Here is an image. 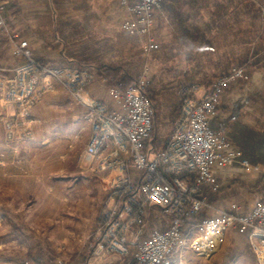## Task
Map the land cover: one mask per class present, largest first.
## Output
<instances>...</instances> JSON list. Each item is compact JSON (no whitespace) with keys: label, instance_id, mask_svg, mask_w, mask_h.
I'll return each mask as SVG.
<instances>
[{"label":"built area","instance_id":"2783aa9c","mask_svg":"<svg viewBox=\"0 0 264 264\" xmlns=\"http://www.w3.org/2000/svg\"><path fill=\"white\" fill-rule=\"evenodd\" d=\"M127 11L123 29L143 36L144 55L158 50L154 36L156 14L165 0H119ZM6 2L0 0V30L12 41L13 53L25 59L15 68L16 78L2 97L16 105V114L27 118L42 96L63 84L86 108L85 119L91 135L86 160L101 171L115 172L108 202L98 216V241L94 254H132L136 264H173L185 248L199 256H212L222 248L227 233L236 229L248 236L257 264H264V194L246 211L240 204L226 209L212 202L204 185L218 189L215 166L240 160L248 169H258L232 148L226 136L210 126V118L220 109L227 88L249 80L244 67H235L220 76L201 95L187 96L163 150L152 143L156 127L155 103L148 93L150 79L140 78L127 88L111 85V103L85 95L95 79L87 69L50 66L37 60L27 39L16 38L6 18ZM152 208L166 215L165 228L147 230ZM207 211L198 223L197 234L188 240L185 226ZM12 264H38L25 258ZM46 264H73L62 258Z\"/></svg>","mask_w":264,"mask_h":264},{"label":"crops","instance_id":"0c3cea01","mask_svg":"<svg viewBox=\"0 0 264 264\" xmlns=\"http://www.w3.org/2000/svg\"><path fill=\"white\" fill-rule=\"evenodd\" d=\"M52 1L7 0L5 15L16 38L27 39L34 57L40 62L50 66L87 69L93 72L96 77L86 86L84 94L111 103L109 93L111 85L105 77L101 76L98 68V64L103 61L102 48L96 44L89 46L83 41L87 37L84 25L88 15L84 13L76 15L71 12L58 15ZM231 3L232 0H165L164 7L158 11V14L164 16L171 35L176 37L178 33L171 22L172 16L181 15L189 18L203 28L206 22L214 17L216 6L220 4L229 6ZM236 3L241 4L240 0ZM242 3L244 4L245 1ZM254 4V18L244 16L241 19L244 21L254 19L256 44L261 42L264 52V0H254ZM13 5L16 9L12 11ZM24 5L30 6L31 12H26ZM174 11L179 13L174 14ZM8 12L11 14L8 15ZM232 15V9L229 8L222 12L218 19L229 22ZM243 27L242 33L239 30L232 34L229 29L222 27L220 30H212L207 35L224 37L238 34L240 37L241 34H245L246 27L245 25ZM87 45L89 50L86 48ZM222 45H228L227 52L232 50V45L228 43ZM24 62V58L14 55L12 41L0 30V86L8 88L16 78L15 68ZM1 92L0 87V146L2 147L0 161L6 166V177L14 182L18 195L22 198H34L31 203L27 201L29 206L27 205L26 208L38 209L39 207V211L54 212L63 207L71 214L75 212L80 214L87 210V197L91 195L95 198L94 206L99 205L102 201L99 190L88 194L84 188L87 171L92 168L84 152H80L91 135V126L85 119L86 108L76 101L63 84L55 82L54 89L46 92L32 110L30 116V124L33 128L32 138H20L10 143L6 122L16 114V105L5 101ZM210 126L216 132L224 134L232 148L240 149L243 157L253 166H258V169L248 170L240 160L226 166H215L213 172L219 187L215 190L209 185H204L203 190L209 194L212 202L220 207L230 209L237 203L242 206V210L246 211L248 208L243 202L235 200L225 203L223 198L241 181L257 179L264 173V67L255 71L249 82H236L225 91L220 109L210 118ZM56 162L59 165H56ZM204 214H207V211H203L200 216L191 221L186 229L187 238L192 230H195V235L197 234L200 222L198 217L202 218ZM160 216L164 223L159 227L165 228L168 225V219L164 215L160 214ZM68 221L67 224L52 229L48 244L51 242L52 245L65 247L77 238H83L82 241L85 242L87 238L90 239L94 229L91 224L86 225L72 215L69 216ZM232 233H238L244 238L257 264L256 255L246 234H241L236 229L230 230L223 246L226 245ZM38 238V236L29 235L26 240L35 246L39 244ZM184 253L182 257L177 254L173 264L182 261ZM113 254L98 260L96 264H111L113 260L118 263L117 261L121 258ZM33 256L38 258L37 263H48L45 262L48 258L39 248L34 250ZM120 264L132 263L121 262Z\"/></svg>","mask_w":264,"mask_h":264},{"label":"rangeland","instance_id":"374dc122","mask_svg":"<svg viewBox=\"0 0 264 264\" xmlns=\"http://www.w3.org/2000/svg\"><path fill=\"white\" fill-rule=\"evenodd\" d=\"M52 2L58 15L69 12L76 13V15L78 13L88 15L84 25L87 37L83 41L87 42L89 46L95 44L101 46L104 62L113 65L131 64L135 66V71H140V78L146 77L154 82L150 94L153 95V99H151L155 103L157 113L155 131L157 130L158 133L156 142L165 138L173 129L174 125L170 124L166 116L172 100L176 98L175 94L179 91L180 84L185 83V87L181 91L183 100L187 96L201 95L205 90L212 87L216 78L213 75L220 73L219 70L225 66L221 63L229 59L225 58L229 55L226 49L225 53H199L193 59H187L184 53H176L178 48L175 37L171 35L164 16L158 13L155 19L154 36L159 42L160 48L145 56L144 37L131 34L123 29L122 24L127 18V11L119 0H53ZM23 7L26 12H31L30 6L24 5ZM15 9L16 6L13 5L12 11ZM9 13L11 14V12H8V15ZM247 22L248 32L251 29V25H249L251 22ZM252 26L255 28L254 25ZM219 42V46L226 44L224 37H220ZM217 43H214L213 46H218ZM222 46L223 49L228 48V45ZM182 69L188 70L189 77L185 73L180 75ZM190 76H194L193 79ZM251 77L252 75L245 82H249ZM205 78L208 81L204 82ZM241 82L244 81H238L237 83ZM33 108L30 110L29 117L21 118V121L17 114L7 120L6 131L10 143L11 141L16 142L20 138H32L33 128L30 124V116ZM88 142L89 139L86 140V145L80 150L81 153L84 152V156ZM0 148L2 147L0 146ZM56 165H59L58 162H56ZM65 165L64 162V168ZM6 172V166L2 165V161H0V264L19 262L28 258V255H34V250L38 248L45 253L48 258L45 262L48 263L62 258L73 264H83V262L84 264L88 262V264H96L98 260L116 253L113 256L120 257L121 260L117 261L118 263L113 260L111 264H120L121 262L136 264L134 261L131 262V259H133L132 254L122 255L113 252L99 257L93 252L94 244L99 238L97 233L98 216L109 200L110 186L112 177L116 174L115 172L101 171L97 167L88 169L84 188H86L88 194L99 190L102 201L95 207L94 196L87 197V210L80 214L76 212L71 214L64 210L62 206V208H59L60 210L54 212H42L39 211V207L38 209L26 208L27 205L29 206L28 202L31 203L34 198L20 197L14 182L7 179ZM263 194L264 173L257 179L252 178L248 181H241L237 186L232 187L224 195L223 201L227 203L238 200L243 202L246 208L249 209L254 202L262 198ZM96 195L98 197V194ZM60 201L63 202V199ZM33 203L32 205H36ZM160 214L164 215L159 212L158 208H152L148 215L147 230L155 227L159 228L164 223ZM70 215L79 218L86 225L91 224L94 227L90 239L87 238L85 242L82 241L83 238H77L72 241V244L65 247L63 245H52L51 242L48 244V238L52 236V229L67 224ZM198 218L200 221L201 218ZM194 231H191L188 240L195 236ZM29 235L38 236L37 242L39 241V244H35V246L29 244L26 240ZM185 252L184 259L175 264H229L232 258L236 259L233 264H256L247 243L238 233H232L226 245L212 256H199L188 251V248H185ZM86 257L88 262L84 261ZM174 257L177 259V254Z\"/></svg>","mask_w":264,"mask_h":264},{"label":"trees","instance_id":"16d2710c","mask_svg":"<svg viewBox=\"0 0 264 264\" xmlns=\"http://www.w3.org/2000/svg\"><path fill=\"white\" fill-rule=\"evenodd\" d=\"M239 0H232V3L227 6L225 4H220L215 7L214 10V17L206 22V24L202 27L195 24V22L191 21L189 18H185L183 16H172L171 22L174 25V29L177 31L178 36L175 37V41L177 43V52L176 53H184L186 54L187 59H193L197 56L199 53H225V49L219 46L220 44V35H207L212 30H220V28L224 27L226 29H229L231 33H237L239 30L244 32V25L246 27L245 34H241L240 37H238V34L236 36H227L225 35L224 38L226 40V44L232 45V50L229 51V55L225 56V58L228 61L222 62L221 64H225V66L220 69V73L215 76V80L213 81V84L215 81L222 75L229 73L233 68L235 67H244L246 72L251 76L255 71L260 70L262 67H264V52H263V44L260 42L258 45L256 44V35H255V29L252 25H254V19L250 20H242L241 17L247 16L254 18L255 14V4L254 0H240V3H236ZM242 1H245L243 4ZM165 2V1H164ZM165 6H167L165 4ZM164 7V3H163ZM172 7V6H168ZM229 8L232 9V19L231 21H223L218 19L219 15L222 14V12L227 11ZM174 14L179 13V11H174ZM249 25H251V29L247 32V25L248 22ZM217 43L218 46H213L214 43ZM236 46V47H235ZM86 48L89 50V46L87 45ZM223 51V52H222ZM227 51V50H226ZM232 53V55H231ZM231 61V62H230ZM98 68L100 70L101 76L105 77L108 81L109 85H115L120 86L121 88H127L128 86L135 84L140 79V71H135V66L128 64V65H113L108 62L101 61L98 64ZM182 73L180 75H183V73L188 74V70H181ZM192 77V76H190ZM194 77V76H193ZM192 77V79H193ZM208 81V79L205 78L204 82ZM244 81L245 80H241ZM209 83V82H208ZM154 82L150 81L148 85V93L149 96L153 99V95L151 93V88L153 86ZM212 84V86H213ZM185 83L182 82L179 87V91L176 92V98L172 100L168 114L167 119L169 120L170 124L174 125V122L176 118L179 116L182 110V104H183V97L181 91L184 89ZM161 88V87H160ZM164 88V87H163ZM228 89V88H227ZM226 89V90H227ZM156 119H157V113H156ZM171 132L163 138L161 141L156 142L157 137V130L154 132L152 143L154 144V148L156 151L163 150L168 142V139L172 133ZM193 220V219H192ZM191 224V221L188 222L185 226L189 227ZM186 234V230L184 235ZM29 259L37 262L38 258L34 257L33 255H28ZM87 260V257L84 261ZM235 258L231 259V262L229 264H233L235 262ZM41 264V263H38Z\"/></svg>","mask_w":264,"mask_h":264}]
</instances>
